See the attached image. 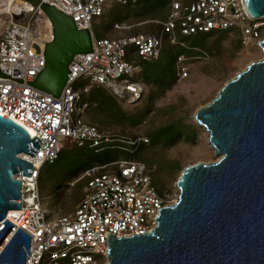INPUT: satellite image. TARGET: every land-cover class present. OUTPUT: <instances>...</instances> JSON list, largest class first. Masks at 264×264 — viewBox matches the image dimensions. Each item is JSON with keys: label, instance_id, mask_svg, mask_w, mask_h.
<instances>
[{"label": "built area", "instance_id": "1", "mask_svg": "<svg viewBox=\"0 0 264 264\" xmlns=\"http://www.w3.org/2000/svg\"><path fill=\"white\" fill-rule=\"evenodd\" d=\"M15 13L0 12V115L37 137L39 149L32 160L31 180L22 177L20 210L6 220L30 237L26 264H105L107 238L144 235L156 226L159 211L168 206L152 181V170L139 161H117L87 168L76 182L83 183V197L73 213L51 218L41 202L37 179L40 168L54 163L68 140L95 151L118 140L84 120L82 96L90 86L107 89L122 107L139 103L144 86L135 80L139 61L159 58L166 41L231 31L241 43L264 38V17L254 18L244 0H171L165 17L154 31H130L115 38H95L93 18L104 14L108 3L136 5L138 0H38ZM41 5L71 18L78 31H87L90 50L75 53L67 64L58 96L40 90L34 81L45 68L46 45L53 41L51 21ZM41 16V19L38 17ZM121 29L120 25H115ZM258 42V43H259ZM185 58H176V76H187ZM86 81L81 89L77 82ZM123 110V109H122ZM115 165V169H108ZM19 176V175H18ZM19 179V177H17ZM24 186L30 187L28 192Z\"/></svg>", "mask_w": 264, "mask_h": 264}, {"label": "water", "instance_id": "2", "mask_svg": "<svg viewBox=\"0 0 264 264\" xmlns=\"http://www.w3.org/2000/svg\"><path fill=\"white\" fill-rule=\"evenodd\" d=\"M244 4L250 16L264 17V0ZM41 9L54 39L46 45L45 68L33 84L58 96L67 64L75 53L89 51L91 42L70 17L47 5ZM258 44L264 53V38ZM195 121L219 159L182 171L176 201L159 211L150 232L108 236L105 264H264V57L226 81ZM30 137L0 115V264H26L30 251V237L6 220L9 210H20L17 176L31 180L32 160L23 155L34 157L41 143Z\"/></svg>", "mask_w": 264, "mask_h": 264}, {"label": "rangeland", "instance_id": "3", "mask_svg": "<svg viewBox=\"0 0 264 264\" xmlns=\"http://www.w3.org/2000/svg\"><path fill=\"white\" fill-rule=\"evenodd\" d=\"M170 1L141 0L139 5L132 6L108 3L104 14L93 18L91 29L95 38L154 31L155 21L165 17ZM178 42L173 45L166 41L159 58L139 61L141 72L135 75V80L144 86V94L138 104L122 110L121 103L99 85L90 86L83 95L87 102L85 122L118 140L108 146H121L124 150L105 147L95 151L66 140L58 159L44 164L37 179L41 202L49 217L73 213L83 197V183L76 181L89 167L112 161L143 162L152 170L154 186L171 205L178 196L176 183L187 166L219 159L195 115L226 81L264 54L258 40L244 45L239 35L231 31L180 36ZM177 56L186 59L187 76L183 79L176 76ZM84 85L86 81L77 82L75 88Z\"/></svg>", "mask_w": 264, "mask_h": 264}, {"label": "bare ground", "instance_id": "4", "mask_svg": "<svg viewBox=\"0 0 264 264\" xmlns=\"http://www.w3.org/2000/svg\"><path fill=\"white\" fill-rule=\"evenodd\" d=\"M23 6V7H28L27 3L22 1V0H0V12H12V11H15V13H17L19 10H20V7ZM38 19H41L42 20V17L39 16ZM259 46V44H258ZM260 48V47H259ZM261 53H263V51L260 49ZM264 54V53H263ZM27 130V132L30 134V136H32V132L30 129L28 128H25ZM206 131V130H205ZM208 145L210 146V144L208 143ZM210 148L212 149V147L210 146ZM213 150V149H212ZM214 151V150H213ZM215 153V151H214ZM23 158L25 159H29L26 155H23ZM19 179L22 178V175L20 174L19 176ZM178 193H179V190H178ZM176 201V200H175ZM174 201V202H175ZM173 202V203H174ZM172 203V204H173ZM16 212L14 211H9L8 214H7V217L9 219H12L14 216H15Z\"/></svg>", "mask_w": 264, "mask_h": 264}, {"label": "trees", "instance_id": "5", "mask_svg": "<svg viewBox=\"0 0 264 264\" xmlns=\"http://www.w3.org/2000/svg\"><path fill=\"white\" fill-rule=\"evenodd\" d=\"M140 1H141V0H138V2L136 3V5H139ZM155 5H156V4H152V8L155 7ZM177 57H178V56H177ZM177 57H176V58H177ZM176 58H175V60H176ZM112 97H113V96H112ZM113 98H114V97H113ZM84 103L87 104V102H86L84 96H82V104H84ZM119 109H120V108H119ZM112 162H113V161H112ZM109 163H110V162H109Z\"/></svg>", "mask_w": 264, "mask_h": 264}]
</instances>
